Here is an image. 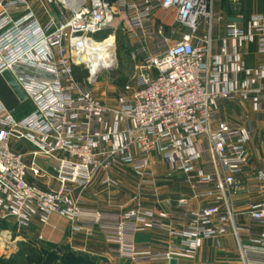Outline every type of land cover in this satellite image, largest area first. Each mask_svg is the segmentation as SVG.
<instances>
[{
  "label": "built area",
  "instance_id": "built-area-1",
  "mask_svg": "<svg viewBox=\"0 0 264 264\" xmlns=\"http://www.w3.org/2000/svg\"><path fill=\"white\" fill-rule=\"evenodd\" d=\"M40 1L67 6L63 0ZM84 1L70 19L42 25L28 0H0V77L10 72L33 105L18 119L0 98V220L29 229L35 219L46 226L59 216L69 222L72 236L99 226L117 244L115 254L135 263L194 259L204 240L232 231L243 264H264V204L251 207L252 220L262 228L253 234L235 225L228 201L238 193L237 177L248 178L250 133L228 122L223 110L225 103L252 100L255 111L264 112V61L247 67L240 52L244 44L257 43L264 56V16H254L246 27L229 23L217 54L215 35L226 18L216 13L214 0ZM241 1L229 0L232 6ZM161 11H173L175 23L185 30L175 44L164 36V27H156ZM118 19L143 59V72L108 107L87 86L95 82L87 58L97 37ZM150 40H157L152 51L146 45ZM82 68L89 73L84 83L76 79ZM244 122H250L248 117ZM22 143L33 147L30 162ZM152 155L168 166L166 179L183 174L193 198L217 203L188 212L189 198H181L178 207L189 225L174 229L165 213L156 216L139 207L110 223L101 213L87 214L75 200L76 191L83 193L98 174L114 168L129 167L142 185L155 186ZM29 175L55 181L58 188L42 190ZM257 177L253 188L260 191L264 171ZM103 184L114 188L119 182L105 178ZM130 227L165 231L181 240L179 252L129 245Z\"/></svg>",
  "mask_w": 264,
  "mask_h": 264
},
{
  "label": "crops",
  "instance_id": "crops-1",
  "mask_svg": "<svg viewBox=\"0 0 264 264\" xmlns=\"http://www.w3.org/2000/svg\"><path fill=\"white\" fill-rule=\"evenodd\" d=\"M28 2L42 25H46L50 19L61 22L59 21V14L54 8V11L53 9L50 10V7L45 6L40 0H28ZM214 10L216 13L224 14L226 18L221 29L215 35L216 43L214 52L219 54L221 44L218 39H223L225 37L228 24L237 23L242 27H246L254 16H264V0H242L237 6H232L229 0H214ZM162 12L165 11H161L156 15L155 24L157 28L161 26L164 27V36L169 38L172 43L170 38L172 32L170 29L171 24L169 27L159 19ZM174 26L175 28L172 35H177L176 37L180 40L185 30L177 26L175 19ZM156 41L157 40H150L146 43L149 50L153 49V44ZM240 52L242 60L247 67L257 68L264 61V56L260 55L258 52L257 43L244 44ZM79 71L80 69H77L76 78L77 76L80 77ZM240 78L244 80L245 75L241 74ZM3 98L2 101L4 104L10 110L16 111L18 119L24 118L33 111L28 110L29 108L33 109V105L30 102H18L13 96L11 97V95L8 97L4 96ZM16 103H19L18 106L20 107L16 108ZM223 110L224 117L228 122L247 129L251 137L248 145L251 157L249 165L245 169V175L248 176V178L244 176L237 177L239 184L238 193L235 196L229 197V207L234 212L235 225L238 228L249 230L253 234H259L262 228L258 223L252 220L250 210L254 205L264 204V185L260 191L254 190L253 188L258 183V171H264V112H256L252 100L225 103L223 105ZM246 117H248L250 122H244ZM19 147L21 151L28 155L27 160L30 162L32 159L30 155L33 151V147L27 143L20 144ZM150 161L152 169L158 177V182L155 186H146L149 190L147 196L150 198L148 199L150 206L141 207L140 187L142 184L129 167H125L126 170L123 172H120V170H118L119 168H114L104 175H98L94 186H92L90 190H86L83 193H79V191L75 192V200H77L80 207L87 214L101 213L107 221H112L110 223L115 222L120 215L136 210L139 207L153 211L156 216L165 213L169 216V223L174 229L189 225V222L184 220L181 216L184 210L178 207V202L181 198H189L188 212H197L217 203L213 198H193L185 175L176 174L174 177L166 179L165 175L168 172V166L155 155L150 157ZM40 164L44 167L48 166L47 162L44 160H41ZM105 178L116 180L119 182V185L116 188L108 187L103 184ZM28 179L32 184L37 185L42 190L47 191L58 188V184L55 181L46 182L37 180L31 175H29ZM108 189H113L115 192L105 191ZM220 205L221 209L225 211V204L221 203ZM132 228L130 227V231L127 235V242L129 245L138 248H151L153 252L160 254L167 252L169 248L175 251H178L177 249L180 248L179 243L181 240L168 236L163 230L144 229L134 232ZM28 230L31 234L40 235L42 239H44V236H47L59 240L63 237L62 234L65 232L71 235L69 222L59 216H53L46 226L35 219ZM83 234H87L90 238L79 248L90 249L92 252L96 250L94 253L103 259L105 264H171V262L164 260L135 263L131 259L118 257L115 254V251L118 249L117 244L109 239L110 235L106 233L102 227L96 226L80 235ZM243 243L245 245H250L249 240L246 238L243 240ZM175 260H177L178 264H243L237 240L232 231L219 239L204 240L196 258L190 259L179 256L175 258ZM251 260L254 263L258 261L255 257H252ZM262 262L263 261L260 260V263Z\"/></svg>",
  "mask_w": 264,
  "mask_h": 264
},
{
  "label": "rangeland",
  "instance_id": "rangeland-1",
  "mask_svg": "<svg viewBox=\"0 0 264 264\" xmlns=\"http://www.w3.org/2000/svg\"><path fill=\"white\" fill-rule=\"evenodd\" d=\"M86 1L89 3L90 0ZM110 2L113 3L115 0H110ZM47 7H50V10L55 9L61 22L70 19L72 9H75L69 5L64 6L61 4L48 5ZM159 19L168 26L171 24V27H169L172 31L170 36L172 44L178 42L177 35H172L175 28V13L173 11L162 12ZM122 24L121 20L118 19L112 28L97 37L98 42L108 41L112 44L114 65L101 70L92 85L87 84L93 96L108 107H114L124 86L132 83L134 77L143 72V59L136 56L135 47L124 34ZM79 74H87V78L89 76L85 68L80 69ZM9 95L19 102L2 77L0 78V97L2 99L4 96L8 97ZM18 104H15L16 108L20 107ZM28 110L32 111L33 109L29 108ZM118 170L123 172L126 169L119 168ZM108 171L110 172V170ZM108 171H102L98 175H104ZM95 180L87 190L94 186ZM186 180L189 183L187 177ZM140 189L141 207L150 206L148 200L150 198L147 196L148 187L142 185ZM105 191L115 192L113 189ZM5 234H9V239L5 238ZM62 236L59 240L47 236L41 239L40 235L31 234L28 229H19L13 220H0V264H74L75 262L76 264H105V261L94 253L96 250L92 252L90 249L79 248L86 240H89L90 237L87 234L73 237L65 232Z\"/></svg>",
  "mask_w": 264,
  "mask_h": 264
},
{
  "label": "bare ground",
  "instance_id": "bare-ground-1",
  "mask_svg": "<svg viewBox=\"0 0 264 264\" xmlns=\"http://www.w3.org/2000/svg\"><path fill=\"white\" fill-rule=\"evenodd\" d=\"M67 5L72 8L80 7L85 1L84 0H63ZM93 51L90 57L87 58L88 64L91 68L93 74V80L96 78L97 74L108 68V66L114 65V60L112 57V44L108 41L98 42L93 45ZM4 235V234H3ZM5 238L9 239V234H5Z\"/></svg>",
  "mask_w": 264,
  "mask_h": 264
},
{
  "label": "water",
  "instance_id": "water-1",
  "mask_svg": "<svg viewBox=\"0 0 264 264\" xmlns=\"http://www.w3.org/2000/svg\"><path fill=\"white\" fill-rule=\"evenodd\" d=\"M2 77L7 82L8 86L12 90V92L15 94V96L18 98V100L21 103H25L27 101V97L23 90L21 89L20 85L17 83L15 78L11 75L10 72H4ZM171 264H178L177 260H172Z\"/></svg>",
  "mask_w": 264,
  "mask_h": 264
},
{
  "label": "trees",
  "instance_id": "trees-1",
  "mask_svg": "<svg viewBox=\"0 0 264 264\" xmlns=\"http://www.w3.org/2000/svg\"><path fill=\"white\" fill-rule=\"evenodd\" d=\"M79 72H80V71H79ZM81 75H82V77H81ZM81 75H80L81 78H80L79 76H77L76 79H77L78 81L84 83L85 80L87 79V74H81ZM63 257H65V256H63ZM74 264H76V262H75Z\"/></svg>",
  "mask_w": 264,
  "mask_h": 264
}]
</instances>
